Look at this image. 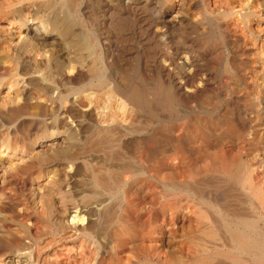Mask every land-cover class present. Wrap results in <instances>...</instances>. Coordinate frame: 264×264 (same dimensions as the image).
<instances>
[{"label":"bare ground","instance_id":"1","mask_svg":"<svg viewBox=\"0 0 264 264\" xmlns=\"http://www.w3.org/2000/svg\"><path fill=\"white\" fill-rule=\"evenodd\" d=\"M0 264H264V0H0Z\"/></svg>","mask_w":264,"mask_h":264}]
</instances>
